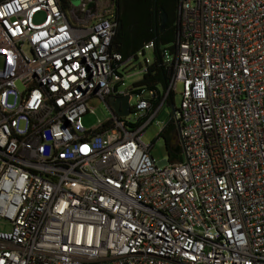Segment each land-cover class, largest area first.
Instances as JSON below:
<instances>
[{
    "label": "built area",
    "instance_id": "built-area-1",
    "mask_svg": "<svg viewBox=\"0 0 264 264\" xmlns=\"http://www.w3.org/2000/svg\"><path fill=\"white\" fill-rule=\"evenodd\" d=\"M176 17L154 107L121 88L112 0L0 2V264H264V0ZM176 94L180 151L156 162L141 137ZM123 97L126 118L107 104ZM93 101L112 119L85 130Z\"/></svg>",
    "mask_w": 264,
    "mask_h": 264
},
{
    "label": "trees",
    "instance_id": "trees-1",
    "mask_svg": "<svg viewBox=\"0 0 264 264\" xmlns=\"http://www.w3.org/2000/svg\"><path fill=\"white\" fill-rule=\"evenodd\" d=\"M58 1L64 10L70 6L68 0ZM112 3L118 22L113 47L123 56L124 61L131 57L137 60V54L143 47L154 42L152 63L147 67L141 80L133 85V94L139 96L149 92L155 93L158 98L154 107H157L167 90L173 73V69L165 65L163 55L165 52H175L178 0H172L169 7L163 6L160 0H112ZM163 14L167 16L164 27L162 25ZM172 104V95H170L167 105ZM175 131L176 126L170 122L158 136L165 143L168 157L172 150L171 140ZM169 161L172 162L170 158Z\"/></svg>",
    "mask_w": 264,
    "mask_h": 264
},
{
    "label": "rangeland",
    "instance_id": "rangeland-1",
    "mask_svg": "<svg viewBox=\"0 0 264 264\" xmlns=\"http://www.w3.org/2000/svg\"><path fill=\"white\" fill-rule=\"evenodd\" d=\"M70 3V8H79L82 4V0H68ZM41 17L36 19V22L41 21ZM94 23V22H93ZM92 23V24H93ZM153 52L146 51L145 56H139L137 60H133L127 63L120 73L124 77V88L133 87L134 84L139 82L142 76L139 74L140 65L144 66V59H152ZM181 90V86H178L177 93ZM144 97L147 98L148 94L144 93ZM139 100L138 97H133L130 105L133 106ZM174 106L178 109L180 106V98L178 94L174 98ZM89 109L91 113H87L81 119L82 125L85 130H92L99 127L112 119L111 112L107 109L106 105L100 101H93L89 103ZM172 112L169 105H165L160 112V114L153 120V122L143 131L141 141L145 145H152L150 156L155 159L156 162H162L168 159V152L165 147L163 139L158 138L163 128L169 122ZM126 122L135 123L133 116L126 119ZM143 122H140L142 124ZM183 159V156H180Z\"/></svg>",
    "mask_w": 264,
    "mask_h": 264
},
{
    "label": "water",
    "instance_id": "water-1",
    "mask_svg": "<svg viewBox=\"0 0 264 264\" xmlns=\"http://www.w3.org/2000/svg\"><path fill=\"white\" fill-rule=\"evenodd\" d=\"M92 7V4L89 3L87 5V8H90ZM166 21H167V16L166 14H163L162 15V25L163 27L165 26L166 24ZM129 97H123V98H119V99H113V98H110L108 101H107V104L108 106L110 107V109L116 113L120 118H126L128 116H130V110H129ZM171 112L172 114H174L175 112V106L174 104H172L171 106ZM174 141L172 142V145H174L175 143V140H176V137L174 136ZM179 154V151L177 149H172L169 153V158L173 161H175L177 155Z\"/></svg>",
    "mask_w": 264,
    "mask_h": 264
},
{
    "label": "flooded vegetation",
    "instance_id": "flooded-vegetation-1",
    "mask_svg": "<svg viewBox=\"0 0 264 264\" xmlns=\"http://www.w3.org/2000/svg\"><path fill=\"white\" fill-rule=\"evenodd\" d=\"M160 2H161V4L163 5V6H165V7H169L170 6V4H171V2H172V0H160ZM176 137V140H175V143H174V145H172V142L174 141V138L173 137ZM178 132H177V130L175 131V133L173 134V136H172V140H171V147H172V149L174 150V149H177L178 151H180L179 150V148H178Z\"/></svg>",
    "mask_w": 264,
    "mask_h": 264
}]
</instances>
